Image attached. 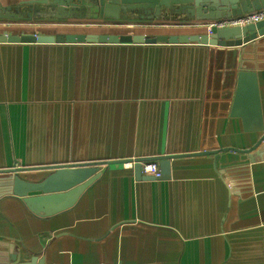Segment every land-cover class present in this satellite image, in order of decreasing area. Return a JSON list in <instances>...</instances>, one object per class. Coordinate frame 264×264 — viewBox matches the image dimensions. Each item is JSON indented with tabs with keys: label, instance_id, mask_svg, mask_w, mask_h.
<instances>
[{
	"label": "crops",
	"instance_id": "1",
	"mask_svg": "<svg viewBox=\"0 0 264 264\" xmlns=\"http://www.w3.org/2000/svg\"><path fill=\"white\" fill-rule=\"evenodd\" d=\"M64 21L82 24L0 33L208 32L191 18L140 31ZM262 39L245 59L242 46L0 43V170L122 161L101 165L72 206L50 215L1 195L0 246L42 264H264V150L254 161L232 151L264 136ZM164 156L168 179H137L125 163L151 159L160 170Z\"/></svg>",
	"mask_w": 264,
	"mask_h": 264
},
{
	"label": "water",
	"instance_id": "2",
	"mask_svg": "<svg viewBox=\"0 0 264 264\" xmlns=\"http://www.w3.org/2000/svg\"><path fill=\"white\" fill-rule=\"evenodd\" d=\"M264 8V0H32L17 6H1L0 18L18 19L32 15L65 17L76 19L126 20L131 13H142L141 18L159 17L161 13H186L191 19L213 20L239 16ZM49 9V11H47ZM28 13H25L27 12ZM31 11V12H30ZM22 12V13H20ZM24 12V13H23ZM264 37V20L256 23L219 28L202 34L148 36L140 33H0V43L22 44H189L207 46H242L243 57L248 58L253 51L254 43ZM242 69H248L242 61ZM242 77V73H240ZM242 82L238 86V94ZM264 150V136L248 150H232L248 154L250 161L256 155L250 154L259 145ZM224 150H222L223 152ZM218 153L221 151H217ZM250 154V155H249ZM160 176L150 179H168L170 157H159ZM151 159H130L133 162L137 179L145 178L141 171V162ZM122 161L69 163L44 167L9 168L0 170V196L10 194L22 199L32 212L50 215L72 206L82 192L99 176V168L103 164H119ZM47 168L50 172L39 181L23 180L18 172ZM11 244L0 246V264H42L43 261L32 257L21 261L18 253H13Z\"/></svg>",
	"mask_w": 264,
	"mask_h": 264
},
{
	"label": "rangeland",
	"instance_id": "3",
	"mask_svg": "<svg viewBox=\"0 0 264 264\" xmlns=\"http://www.w3.org/2000/svg\"><path fill=\"white\" fill-rule=\"evenodd\" d=\"M19 5V4H17ZM13 5V6H17ZM49 11V9L47 10ZM31 12V11H30ZM22 13V12H20ZM24 13V12H23ZM25 13H28L25 12ZM142 13H131L129 19L126 20H109L107 23L110 26H115L116 28H121L122 30H131L136 29L135 31H140L141 27L148 26V27H156L158 26H171L174 24H179L183 22L184 18H190V16L186 13H175V12H168L165 11L160 14L159 17H152L151 19H145L141 18L140 15ZM27 16V15H26ZM18 18V19H3L0 18V25H19V27L27 28V29H45L50 28L53 25L59 26V28L64 30H74L77 28H80L79 25L82 24L81 22H67L64 21L66 19L65 17H52V16H45V15H32L30 18L27 17ZM76 19V18H71ZM84 29L87 30H99V26L95 25L96 22L94 21H84ZM98 23V22H97ZM93 24V25H92ZM204 22L197 23L199 26H203ZM103 26H106V24H102ZM128 26V27H126ZM135 27V28H134ZM115 28V29H116ZM103 30H109V29H103ZM119 30V29H117Z\"/></svg>",
	"mask_w": 264,
	"mask_h": 264
},
{
	"label": "built area",
	"instance_id": "4",
	"mask_svg": "<svg viewBox=\"0 0 264 264\" xmlns=\"http://www.w3.org/2000/svg\"><path fill=\"white\" fill-rule=\"evenodd\" d=\"M261 20H264V8L254 10L252 12L245 13L239 16L208 20L203 24V26L208 32H212L219 28L244 26L256 23ZM131 164L133 165V162L129 163V165ZM141 171L142 173L154 178L160 176L159 167L156 161L141 162Z\"/></svg>",
	"mask_w": 264,
	"mask_h": 264
}]
</instances>
